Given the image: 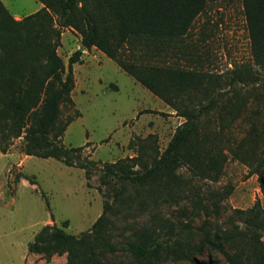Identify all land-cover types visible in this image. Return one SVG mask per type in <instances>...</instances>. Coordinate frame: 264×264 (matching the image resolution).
Returning a JSON list of instances; mask_svg holds the SVG:
<instances>
[{
    "label": "rangeland",
    "instance_id": "obj_1",
    "mask_svg": "<svg viewBox=\"0 0 264 264\" xmlns=\"http://www.w3.org/2000/svg\"><path fill=\"white\" fill-rule=\"evenodd\" d=\"M1 1L18 21L41 7L37 0ZM183 45L185 52L180 57L167 56L158 63L177 61L207 74L211 80L208 87L217 102L204 123L215 133L223 131L220 138L225 149L240 144L245 152L252 145L264 151L262 70L252 54L242 0H208ZM82 47L78 31L61 28L57 53L65 67L74 53L81 52L80 61L73 65L74 106H61L62 119L77 113L80 116L69 125L62 142L75 148L88 145L83 155L98 162V167L87 179L84 170L56 159L27 156L21 138L15 139L6 153L0 151V264H67L66 254L47 261L30 253L28 246L47 225L72 235L90 231L105 203L112 206L107 214L109 231L118 249L108 258L110 264H134L123 247L129 237L142 231L159 237L162 244L155 264H228L212 246L197 247L205 234L216 239L234 225L242 228L244 217L235 210H250L257 200L264 208L258 176L227 152L224 174L215 183L182 168L179 182L171 190L114 183L108 189L102 185L103 164L136 157L143 145L150 165L185 119L100 49ZM236 73L241 79L230 86ZM229 110L238 113L236 118ZM252 138L256 144H250ZM229 187L232 192L226 195ZM205 206L210 215L203 211ZM187 250H191L190 260L184 257Z\"/></svg>",
    "mask_w": 264,
    "mask_h": 264
},
{
    "label": "trees",
    "instance_id": "obj_2",
    "mask_svg": "<svg viewBox=\"0 0 264 264\" xmlns=\"http://www.w3.org/2000/svg\"><path fill=\"white\" fill-rule=\"evenodd\" d=\"M37 1L43 8L18 21L0 0L2 153L9 150L15 139L21 138L27 156L56 159L65 166L84 170L87 179L98 167V162L83 155L88 145L75 148L62 142L69 125L80 116V113L65 119L61 116V106H74L73 65L80 61L81 52L69 58L66 68L57 50L61 28H73L81 34L85 50L100 49L185 119L165 150L157 151L150 165L143 145L136 157L103 164L102 185L108 189L114 183L171 190L179 182L178 171L182 168L215 183L224 174L229 153L258 176L264 196V151L252 145L245 152L240 144L225 149V141L220 138L223 131L215 133L209 123H204L217 102L208 87L211 80L207 74L195 67L181 66L177 61H157L167 56L177 59L185 52L183 40L205 11L208 0ZM242 2L252 54L262 70L260 81L264 88V0ZM240 79L236 73L229 85H236ZM261 102L264 105V97ZM228 113L234 118L238 115L231 110ZM231 119L226 121L227 126ZM252 142L257 143L255 138ZM231 192L229 187L225 194ZM111 209L105 203L91 230L80 235H72L57 226H45L29 244L28 251L44 256L47 261L54 255L66 254L67 264H110L108 258L118 250L109 231L107 214ZM203 211L210 215L207 206ZM235 214L244 217L242 228L234 225L230 231L217 234L216 239L205 234L197 248L212 246L223 254L228 264H264V208L260 200L250 210H235ZM128 240L123 248L134 264H155L161 257L159 237L142 231ZM172 252H176L173 247ZM190 253L191 250L185 251L184 257L190 260Z\"/></svg>",
    "mask_w": 264,
    "mask_h": 264
},
{
    "label": "crops",
    "instance_id": "obj_3",
    "mask_svg": "<svg viewBox=\"0 0 264 264\" xmlns=\"http://www.w3.org/2000/svg\"><path fill=\"white\" fill-rule=\"evenodd\" d=\"M42 8H43V4H41V7L39 8V10L42 9ZM16 18H19V17L16 16Z\"/></svg>",
    "mask_w": 264,
    "mask_h": 264
},
{
    "label": "water",
    "instance_id": "obj_4",
    "mask_svg": "<svg viewBox=\"0 0 264 264\" xmlns=\"http://www.w3.org/2000/svg\"><path fill=\"white\" fill-rule=\"evenodd\" d=\"M82 49H84V47H82Z\"/></svg>",
    "mask_w": 264,
    "mask_h": 264
}]
</instances>
